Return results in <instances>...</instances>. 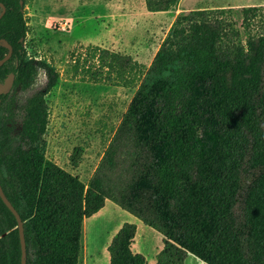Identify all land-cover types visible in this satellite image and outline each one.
Here are the masks:
<instances>
[{"label": "trees", "instance_id": "16d2710c", "mask_svg": "<svg viewBox=\"0 0 264 264\" xmlns=\"http://www.w3.org/2000/svg\"><path fill=\"white\" fill-rule=\"evenodd\" d=\"M179 1L144 3L159 13ZM0 4V59L5 44L12 50L0 84L12 73L10 93H25L45 75L24 103L0 95V186L23 222L26 264H80L83 221L105 200L163 236L154 264H184L188 253L204 264H264V34L251 33L260 7L240 10L243 41L232 9L177 15L150 66L136 65L135 94L86 186L45 157V97L59 74L26 55V0ZM97 50L126 73L127 57ZM16 227L0 199V264H20ZM135 232L125 223L114 235L109 264H148L131 250Z\"/></svg>", "mask_w": 264, "mask_h": 264}, {"label": "rangeland", "instance_id": "374dc122", "mask_svg": "<svg viewBox=\"0 0 264 264\" xmlns=\"http://www.w3.org/2000/svg\"><path fill=\"white\" fill-rule=\"evenodd\" d=\"M246 7L262 9L251 33L264 34V0H180L175 8L159 13L148 12L144 0H26L22 10L27 22L26 55L47 62L59 74L57 85L45 97L46 159L87 186L135 94L139 84L136 65L145 69L150 66L177 15L232 9L229 18L243 41L240 10ZM97 48L127 57L126 73L120 74L121 59L114 62L104 54L106 60L98 59ZM44 83L45 75L39 71L27 92L15 91L10 95L24 103ZM19 126L17 119L14 133ZM96 224L99 231L106 227L101 221ZM102 240L99 234L92 236L91 228L88 229L89 246L95 244L100 250ZM81 245L80 264H86V240L81 239ZM153 245V240L146 244L148 253ZM192 256L184 264L200 263Z\"/></svg>", "mask_w": 264, "mask_h": 264}, {"label": "crops", "instance_id": "0c3cea01", "mask_svg": "<svg viewBox=\"0 0 264 264\" xmlns=\"http://www.w3.org/2000/svg\"><path fill=\"white\" fill-rule=\"evenodd\" d=\"M96 220L98 221L96 222ZM99 221L106 226L103 231H99L98 229V224L96 223ZM125 223L133 224L136 227L135 236L131 245L132 252L134 254H141L148 264H154L156 262V256L163 248V236L156 230L144 225L139 219L121 209L115 203L110 200H105L103 208L90 218L85 219L82 224V240L84 238L83 229H85V227H88L87 230L91 228L92 236H98L99 234L103 238L100 250H98L95 244H90L89 246L88 240L86 241V247L88 246V263L86 260V264H109L110 258L107 248L114 235ZM151 240L154 241V245L152 246V250L148 253L146 251V244ZM188 256L192 255L188 253L187 257ZM200 263L204 264L201 261Z\"/></svg>", "mask_w": 264, "mask_h": 264}, {"label": "water", "instance_id": "95a60500", "mask_svg": "<svg viewBox=\"0 0 264 264\" xmlns=\"http://www.w3.org/2000/svg\"><path fill=\"white\" fill-rule=\"evenodd\" d=\"M0 7L2 8V11L0 13V19L5 13V8L2 4H0ZM2 41H0V44ZM8 49V53L0 59V67L6 63L10 57H11V47L6 45ZM14 82V74L10 73L7 78L3 81L2 84H0V95H7L10 93ZM0 199L3 202V204L6 206V208L11 212V214L14 216L16 223H17V231L19 236V243H20V264H26V245H25V239H24V232H23V222L20 219L19 214L16 212V210L13 208V206L10 204V202L7 200L6 196L4 195L2 188L0 186Z\"/></svg>", "mask_w": 264, "mask_h": 264}, {"label": "bare ground", "instance_id": "6f19581e", "mask_svg": "<svg viewBox=\"0 0 264 264\" xmlns=\"http://www.w3.org/2000/svg\"><path fill=\"white\" fill-rule=\"evenodd\" d=\"M87 228L85 227V229H83V235H84L83 240H86V241L88 240V230H87ZM199 264H201V263H199Z\"/></svg>", "mask_w": 264, "mask_h": 264}]
</instances>
